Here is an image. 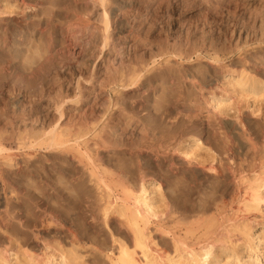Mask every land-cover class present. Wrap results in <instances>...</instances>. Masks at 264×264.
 Instances as JSON below:
<instances>
[{
	"label": "rangeland",
	"instance_id": "1",
	"mask_svg": "<svg viewBox=\"0 0 264 264\" xmlns=\"http://www.w3.org/2000/svg\"><path fill=\"white\" fill-rule=\"evenodd\" d=\"M97 1L0 0V252L16 253L19 264L27 256L56 264L61 255L68 264H110L116 241L138 252L132 223L115 208L144 181L157 212L144 219L152 257L212 245L210 264H264V203L248 202L250 182L264 178V67L251 60L264 52V12L253 9L264 0L250 3L240 38L231 37L234 7L210 13L200 2L158 1L141 50L111 39L114 27L94 17ZM181 22L191 31L176 32ZM100 36H111L114 69L122 54L149 61L158 46L172 58L162 65L158 57L125 92L86 83L67 91L71 79L91 78L79 67L82 49ZM24 121L38 129L19 128ZM56 125L65 145L48 139ZM116 125L124 131L101 132ZM228 239L244 248L222 247Z\"/></svg>",
	"mask_w": 264,
	"mask_h": 264
},
{
	"label": "bare ground",
	"instance_id": "2",
	"mask_svg": "<svg viewBox=\"0 0 264 264\" xmlns=\"http://www.w3.org/2000/svg\"><path fill=\"white\" fill-rule=\"evenodd\" d=\"M158 1L169 3L171 0H98L96 2V12L95 18L102 19L105 23L106 31L112 25L113 35L111 36H100L97 40H94L90 45L84 47L82 50L87 53V58L82 61L79 67L83 65L85 68L89 70L91 78H79L77 81L70 80V83L66 86V90L70 92H74L76 89H83V83L89 84L93 86V92L97 90H101L105 85H116L121 88V92H125L129 89H133L138 80L144 76L147 72L151 71L153 68L150 67L151 63H155L157 58H162V48L158 46L156 50L151 49L152 58L149 61L144 60L143 57H138L134 59L135 56L131 55L127 52V54H122L120 59V68L114 69L112 65L116 62L117 53L114 50V47L110 44V38L113 39L117 37L121 39L124 43L127 44L126 48L134 49L136 48L141 50V46H147V42L149 41L150 31V16L151 8L157 4ZM183 3V5L187 7L193 6L201 3L210 13L217 10V8H221L224 6H228L233 8V11L230 15L232 26H234L231 30V37L240 38L242 32H245V29L239 31L237 26L245 20L250 19L253 15V10L250 9V3L254 2V0H177ZM257 8L253 9H261L259 13L264 12V1H261L257 4H253ZM102 6L105 8L102 10ZM206 12V11H205ZM111 18H110V16ZM260 23L264 22L263 18H259ZM240 21V22H239ZM257 17L254 19V23L256 24ZM241 25V24H240ZM178 27L175 29L179 34H183L184 32L188 33L189 27L184 22L178 23ZM205 27V23L203 24V28ZM209 28V27H208ZM211 32V30H208ZM232 39V38H231ZM147 41V42H145ZM125 48V49H126ZM128 49V50H129ZM105 50V51H103ZM143 54V51H142ZM102 58V61L96 64L97 59ZM172 56H168L166 59H161L162 65L171 59ZM251 60L264 67V52L259 51L254 57H251ZM90 62V65H88ZM128 65V67H126ZM98 66L99 71H94L95 67ZM120 72V74L118 73ZM225 73L228 76H234L235 72L226 69ZM94 74V75H93ZM109 74V75H108ZM114 74V75H110ZM239 78L243 81H250L251 85L259 86L261 82L257 81L254 76H244V73L238 74ZM97 84V85H95ZM82 97H85V100H93L95 99L90 94H82ZM90 102L89 105H86L82 108L83 112L88 111L91 107ZM74 115H79V112H76L74 109ZM19 128H30L32 130L38 129V125L27 123V121L20 122ZM119 125L112 126L109 129L101 130L104 132V135L111 136V131L122 132L124 130L119 128ZM43 128V126H41ZM108 130V131H107ZM0 141L3 140V135L0 134ZM48 139L51 144L55 145H65L67 142L64 139V131L63 128L57 127V125L50 131ZM192 140L188 141L187 145L191 146ZM66 148H70L66 146ZM5 149L3 148V144L0 142V160L6 159L7 156H4ZM150 185V184H149ZM148 185L143 181L140 184L139 192L136 195L131 193H125V201L120 206H117L115 209L120 213L121 216L125 217L129 222L132 223L134 227V236L133 241L135 247L139 250L136 252L135 250L130 249L126 246L125 243L121 241L118 242V251L110 260V264H210L211 258L215 254L214 246L208 245L201 249L199 252H196L193 249H186L181 246H176L174 255L171 258H168L164 261L158 260L152 255L149 254L147 250L148 246V238L145 233L146 224L144 223L145 216L150 214L152 216H157V212L154 207L148 203L146 198L148 193ZM109 194V193H108ZM248 202L253 204L254 207H260L264 203V178H255L250 182L248 186ZM111 207V206H110ZM104 210H108L105 208ZM247 225L242 226V230L245 232L247 229ZM243 244H234L229 239L225 241L222 247H230L232 250L241 251L244 247ZM26 262L29 264H38V262L33 259L31 256H27L25 258ZM55 260L53 257L47 258L43 264H51ZM20 259L16 253L9 254L8 258L4 256L3 252H0V264H19ZM56 264H68V260L65 256H60V261L55 262Z\"/></svg>",
	"mask_w": 264,
	"mask_h": 264
}]
</instances>
